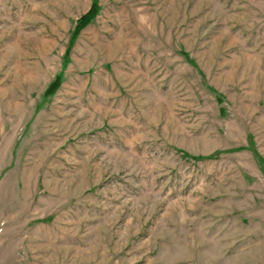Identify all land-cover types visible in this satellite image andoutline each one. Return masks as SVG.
Masks as SVG:
<instances>
[{
    "label": "rangeland",
    "instance_id": "1",
    "mask_svg": "<svg viewBox=\"0 0 264 264\" xmlns=\"http://www.w3.org/2000/svg\"><path fill=\"white\" fill-rule=\"evenodd\" d=\"M0 264H264V0H0Z\"/></svg>",
    "mask_w": 264,
    "mask_h": 264
},
{
    "label": "trees",
    "instance_id": "2",
    "mask_svg": "<svg viewBox=\"0 0 264 264\" xmlns=\"http://www.w3.org/2000/svg\"><path fill=\"white\" fill-rule=\"evenodd\" d=\"M99 12V7L97 3H93L91 8L87 13H85L77 22V27L75 33H79L84 27H86L92 20L96 17ZM60 77H57L47 89V92H52L59 87Z\"/></svg>",
    "mask_w": 264,
    "mask_h": 264
}]
</instances>
